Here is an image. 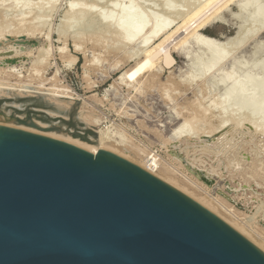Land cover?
<instances>
[{"label":"water","instance_id":"95a60500","mask_svg":"<svg viewBox=\"0 0 264 264\" xmlns=\"http://www.w3.org/2000/svg\"><path fill=\"white\" fill-rule=\"evenodd\" d=\"M42 113L0 115L38 128ZM0 264H264V252L113 152L0 125Z\"/></svg>","mask_w":264,"mask_h":264},{"label":"rangeland","instance_id":"374dc122","mask_svg":"<svg viewBox=\"0 0 264 264\" xmlns=\"http://www.w3.org/2000/svg\"><path fill=\"white\" fill-rule=\"evenodd\" d=\"M0 1L3 2L5 0H0ZM7 1H10V0H6L5 2ZM22 1L24 2L23 5L21 4ZM71 1L72 0H37V1L36 0H32V1L31 0H20V1L18 0V2H20L19 5L21 4V6H24V4L27 3L28 6L26 4L25 5L28 8L31 6V4H32V7H33V4L34 5L37 4L38 6H44V7L47 6L49 8H50V5L53 6L52 13L50 11V12L42 14L41 16L43 17L40 16V18L42 19L39 18L40 19L39 21L41 22V24L39 22H38L39 24L37 23L40 26L46 23L44 25L45 28L41 29L40 31L42 33L41 36L46 38L48 34L50 35L49 41H52V42H49L51 44L50 47L52 48L51 51L52 52L55 51L53 57L50 58L52 62L51 63L52 66L50 65L46 68V72H44V78L52 77L58 69V73L57 72L56 73L58 74L60 82L63 85L69 86L71 89L77 92L78 96L81 98L77 99L69 109L62 110V109H59L55 104L51 103L49 99H47V97L44 95H35V96L34 95L32 96L31 95L29 96L28 95H22V96L16 95L10 98L0 96V112L8 113V114L15 112V113L21 114L22 116H26L28 114V111L31 108H38V109L44 110L46 113H42L40 115L33 114L32 117L36 119L37 121L46 123L47 126L48 124H53V123L56 125H59L63 128L64 131H57V130L55 131H57L58 133L64 134V135H69L74 138H78V137H75L73 133L76 131H79L81 134L83 135L85 134L87 136L89 140L87 141L88 143L96 145L97 137H98L97 127L93 125H88L82 122L80 118L78 117V110L80 106L83 104V99H82L83 97L87 98V100H92L94 98L93 97L94 93L95 94L98 93L99 97H102L106 93V91L108 92V90L106 89L111 88L109 91L110 93L108 92L109 93L108 95L111 99L109 101L105 100L104 105H98L96 103L95 109L97 110V112L100 114V116L102 117L104 121L103 127L105 128L107 127L111 129V126H113V124L118 123L117 125L119 127L115 124L114 126H117V127L113 126L112 130H114L115 128L117 131L119 132L121 131V133L124 131L123 134L125 133L130 139H132V141L142 140L145 143L149 144V146H151L154 150H156L159 156L165 160L164 164L166 167L174 165L176 168L179 169V171L182 174L196 181L198 186L200 187L195 186V185L192 186V184H189L186 180H184V178H182L183 180L181 179V182L183 184L189 186V188L192 191L200 195L203 194L202 192L204 193L206 192L207 196L211 198L213 197L216 200H220V202H222L226 207L231 208L230 209L231 211L229 212L225 208L223 209V207H220V212L222 215H224L227 218H232L233 216L231 214H236L246 226L248 225L247 228L249 227L248 230L251 233L250 234L248 233L249 235H245V234L244 235L247 236L249 240H253L255 238L264 240V156H263L264 154L263 153L264 152V147H263L264 145V132H263L264 131V107H263L264 101L263 102L261 101L264 99V90H263L264 87H262L264 85V81H263L264 80V71H263L264 67L262 66L264 65V61H263L264 60V29H259L258 24L254 21L255 18L259 14H256L255 10L257 8L256 9L253 8L256 3H259L260 5H262V3L264 4V1L262 0L261 1L260 0H241L243 3V6H241L242 5L241 1L239 0L240 2H238V0H236V2L230 3L228 8H226L224 12L219 14L215 19H211L209 23H207L201 28V31L203 33L211 35L215 38L222 39L224 41L222 44L223 45L222 48H224L226 45L230 47L229 48L226 46L225 48L228 51V55L225 54L227 57L228 56L230 57L231 54L233 53V55L235 54L233 58H236V60H239L242 63H244L245 61H249L250 63L249 62H245V63H249L248 65L251 66V69L255 65L254 66L255 68L253 69H257L259 73L258 75H262L261 76L262 78L258 77L259 80L257 79L253 81L255 85L249 84L253 82L248 83V85L251 87L252 85L254 87L255 86L260 87V89L258 87L259 89L258 91H257V87L256 89H254L255 93L253 91L252 94L254 95H252V97L256 96L254 97L256 100H258L260 97L261 98L263 97L259 101V102H262V105L260 103V106L262 109L260 110L259 107L255 109V111L257 110V112L260 111L259 114L257 112L253 114L252 111H251L252 113L251 114L250 111L248 110L249 112L248 111L245 112L247 113L246 115L244 113L245 109L242 110V109L237 108L239 106L234 103L235 99H236V103H238L237 101H239L240 97L239 96L236 97V95L234 94H232L231 96L230 94L227 95L225 91L226 85H220L219 87H215L213 85L212 80L210 81V79H207L205 81L206 76H204L203 74L204 69H199V67L192 68V71L196 69L198 71L199 69L198 74L200 75L199 78L201 80L199 78L198 80H196L197 79L196 78L195 82L188 81L186 79V76L190 75V77L192 78V75H195V77L199 75L197 74L196 71H194L196 73L193 72L192 74L190 62L187 59H185L184 56L178 50H174V49H173V55L176 60L173 66L167 67L164 65L161 72H159V74L156 77H154V79H151L150 77L147 78L148 84H146L144 88H142L141 90L137 91L132 86L128 88L127 85L126 86L123 85L124 83H118V82L116 83V78H118L117 76L120 75V73L123 72L124 70L134 65L136 59L134 60V58H132L133 59L132 61L131 60L127 61V54L129 55L131 53L132 54L135 53L134 51L137 48L131 47V46L127 47L126 45H125L126 46L125 48H124V45L121 47V44H123L122 41H120L121 37L118 36V34H115L117 32L115 31L114 27L110 28V30L108 31L105 30V33H107L109 37L106 35V37H104L105 39L104 40L102 39L103 41L101 40L94 41L95 38L93 35L95 34V31L97 30L96 32V35H97V33L100 32L99 30L103 32L105 29L104 25L98 22L99 14H102V13L112 14L113 13L111 16L110 15L108 16L112 18L116 17L118 16V12H116L117 10L115 9H117L118 6H120L121 4L128 2V3L134 4V8L139 10V12L142 13V15L145 14L144 16H147L151 13L153 14L157 13L156 16L158 15L157 16L158 18H160L161 20L167 19L166 21L170 22L172 24L171 26H174L175 24H177V22H179L184 17L183 14L186 15L188 12L187 9L189 7L186 6L187 3L185 0H130V1L128 0H114V1L113 0H78L80 1L79 3H82V5L88 6L89 4L88 7L91 6V3L93 5L95 4L94 6L92 5L91 7L95 8L96 6V12L93 13L92 17L87 18L88 20L86 18L83 19L82 21H86V20L87 21L83 22L81 27L76 26V27H72L71 29H67V28L64 29V22L67 19L65 17L66 10H67V6L70 4ZM132 1H134V3ZM41 2L43 3V5ZM245 6L247 7L246 8L247 10L245 9L246 12L243 8ZM150 11L152 12L150 13ZM238 11L240 13H238ZM44 15H46L47 17L46 16L44 17ZM13 16L14 18H18V19L21 18V16L15 17V15L13 14L8 15V17H13ZM156 16L155 18L158 19ZM46 19L47 21L45 22ZM168 20H172L175 22L173 23L172 21H168ZM41 28H43V26ZM79 29L82 31L81 33H83L82 42H83V47L87 51L86 54L77 52L75 50L74 43L76 41L75 40L76 38L74 37V35L75 33L78 34L77 32L80 31ZM63 30H65V33L66 32H69V33H66L64 35ZM239 30L241 31L239 32ZM46 31L51 32L52 35L50 33L48 34L45 33ZM92 31L94 32L93 34H92ZM108 32L109 33L111 32V33L109 34ZM89 33L92 34V38L91 36H87V34L89 35ZM240 33L241 35H239ZM250 33L253 37L250 35ZM252 33H254V35ZM116 35L120 38L118 39ZM238 35L241 36V38ZM246 36L248 37L250 36V37L247 38ZM234 37H236L237 41ZM237 37H239L242 40H243L242 37H245L243 41L244 43L242 42V40L240 42L239 41L240 39ZM4 39H6L4 40V42L5 41L8 42L7 47H10L12 44V47L15 50H16V47L18 48L17 50L22 49V47L19 45H23V43L20 42L21 40H23V38H17V40L16 38L15 39L13 38L14 39L13 43H10L7 40V39H10L9 37L4 38ZM19 39L21 40L19 41ZM62 39L63 40L66 39V41L65 40L63 41ZM233 39L235 43L233 42ZM225 40H226V43L228 41H230V43L228 42L226 44ZM2 41L3 40H1L0 43H2ZM15 42H17L18 45H16ZM63 42L67 43L70 53H73L76 56H78L77 62L70 67L64 66L63 64L64 59L61 57V55L58 52H56L57 46L62 45ZM258 44L260 45V47ZM2 46H4V44H2ZM257 47H259L258 48L259 50L256 49ZM125 49L127 51V54L123 53ZM230 49L232 53L230 52ZM255 49L258 53L254 52ZM222 51L224 52L225 50L222 49ZM35 53L36 52L32 53L34 55H32L31 58L35 59L36 57H38L39 53L37 52L38 55H36L37 53L36 54ZM140 54H137V55L139 56ZM95 56L96 57L98 56L101 59V60L99 59L101 61L99 63H102V66H96V65L90 66V69H91L90 81H95V84H97V86H92V85H88L89 81H87V79L85 78L83 71H84V65L86 63V60L90 58H96ZM227 57L225 58V60L227 59L226 60L227 64L225 67L227 70H229V68H231V65H232V60H231L232 58L228 57L229 58L228 60ZM31 58L28 60L29 66H31L32 60H34V59L31 60ZM135 58H137V56ZM206 58L208 59L209 57H206ZM217 58H218L217 56H212V57L210 56L208 60L205 58L204 60L202 58L201 61L203 62L200 61L199 64L201 65L202 63L204 64L202 66H205L208 68V67H211L210 65L214 66V63L215 65L218 63L220 59H217ZM213 59L215 62H211L213 61ZM119 60H121L119 65L115 66V64ZM204 61H207V62L209 61V62L208 64H206L207 62H204ZM55 62H57L56 64L58 65V68ZM210 62L212 64H209ZM261 63L263 64L261 65ZM113 64L115 67L113 66ZM206 65H209V66H206ZM59 66L62 68L60 69ZM250 66H249V69H250ZM256 66H259L260 68H262L261 71L258 69L259 67L256 68ZM150 68L149 69L152 72L154 70L156 71L158 66L155 67L152 65L150 66ZM245 70L246 69L243 68L237 74L242 76L246 72ZM150 71L147 74H149ZM25 74H28V73H25ZM201 74H203L204 77ZM146 77L147 76H145L143 80H145ZM34 81L37 82L36 79ZM136 82L137 80L132 85H134ZM113 85H115L116 87L113 88ZM248 85L246 83L247 88H248ZM261 87H262V90H261ZM247 88H246L245 95L248 94V97H250L249 94H251V91L253 88L251 89L250 92H248L250 88L248 89ZM166 89L168 92L166 91ZM256 92H258V95ZM219 95L220 97L221 96L222 97L220 98ZM226 96H229V98L231 97L233 101L231 99H228V97ZM233 96H235L236 98L234 99ZM248 97L246 96V98ZM217 99H220L221 101L224 102L220 105V107L223 106L224 104L225 105L230 104V105L226 106L227 108L224 105L223 107L226 108L225 110L223 108H220V109L218 108L216 110L213 109L211 111L210 110L207 111V113L210 112L211 113L210 116H212L210 117V122H211L210 127L218 126L220 123V118H223L224 115L226 117V112H229L227 113V119L231 118L230 115L232 116V118L235 117L237 119L240 117L239 113L240 114L244 113L241 116L243 117L244 115L243 118H240V120L237 119V121H240V126L238 123L235 124V122L232 121L231 119L229 123H227L228 120L224 118L222 120H223V124H225L224 125L225 128L223 129L222 132H220V134L218 133L213 136L207 135V137L200 138L199 141L197 139L198 143L197 144L193 143L192 145H190V147L188 148V151H185L182 148H180L179 141L177 140L171 141V144L165 143L164 137H167L169 135L172 128H174L175 126H178L179 123L185 120L183 115L184 116L187 115L188 117L189 115L190 116L194 115L197 104H198L196 101L199 100L201 102V109H202V108H207L208 106H210L211 102L213 104L214 103L213 101H216ZM227 100L228 101L230 100L229 103L227 102ZM113 101L114 103L112 104ZM221 109L226 111L225 114L223 111L221 112V114L222 113L223 114L222 115L220 114ZM237 111L239 112L237 113ZM51 112L58 113V115L51 114ZM180 112L181 114H179ZM248 113H250V115ZM131 114H133V116ZM219 114L221 117L219 116ZM236 114L237 116H235ZM247 115L250 118H248ZM252 117H254L253 118L254 120L251 119ZM193 118L194 117L191 118V122L194 120ZM224 120H226V123H224ZM241 120L244 121L245 123L241 122ZM252 120L254 122H252ZM70 123H72L73 125H70ZM194 123H193L195 125V126L193 125L194 127L189 123L188 128H191V130H189L190 132L192 130L197 131L200 128V126H202L201 122L199 124V121L195 120ZM241 123H243V125ZM247 123H249V125ZM160 124H162L163 126H161ZM197 124L199 127L197 126ZM252 124L254 125L253 127H252ZM250 125H251V130L248 129ZM201 129H203V127L200 128L198 131L203 132L204 130L202 131ZM88 130L91 131L92 133H86ZM198 131L197 132L194 131L193 133H200ZM227 133H228V136H227ZM233 134H235V136ZM217 138H219V140H222V138L224 139L221 142L219 141V144H216L218 143ZM259 144L262 146L260 147ZM258 148H261V150ZM214 150L217 151V153ZM194 157L197 159L198 158L200 159L198 160V163L196 164L191 163V160ZM211 168L214 170L212 171L213 173L210 172ZM207 180H210L211 183L208 182ZM261 250L264 252L263 248H261Z\"/></svg>","mask_w":264,"mask_h":264},{"label":"bare ground","instance_id":"6f19581e","mask_svg":"<svg viewBox=\"0 0 264 264\" xmlns=\"http://www.w3.org/2000/svg\"><path fill=\"white\" fill-rule=\"evenodd\" d=\"M5 1H3V2H5ZM128 1H130V0H128ZM185 1L187 3L186 6L189 7L187 9L188 12L186 15H184L182 13L184 17L182 16L183 18L181 17L182 19L179 22H177V24H175L174 26H171L172 24L170 22H167L166 21L167 19L161 20L160 18H158L157 17L158 15L156 16L157 13L153 14V13H151L152 11H150L151 14H149L147 16H144L145 14L142 15V13H140L139 10L134 8V4L128 3V2L121 4L120 6H118L117 9H115V10H117L116 12H118V16H116L118 18L110 17L113 13L112 14L111 13L99 14L98 22L101 23L102 25H104L105 29L103 32H101V30H99L100 32L98 31L99 33H97V35H96L97 30L95 31V34L93 35L95 38L94 41H100V40L103 41L105 39L104 37H106V35H107V33H105V30L108 31V30H110V28L114 27L115 31L117 32L115 34H118V36L121 37L120 38L116 35L118 37V39L120 38L121 39L120 41H122V43H123V44H121V47L124 45V48L126 46L127 47L131 46V47L137 48V49L134 48L135 51L133 49V51L135 53H133V54L131 53L129 55L127 54L126 49H125L126 52L123 51V53L127 54V61H130V60L132 61L133 60L132 58H134V60L135 59L136 60H135L134 65H132L130 68L124 70L123 72L120 73V75L117 76L118 78H116V83L117 82L118 83H124L123 85H125V86L127 85L128 88L132 86L137 91L141 90L142 88H144V86L146 84H148L147 78L150 77L151 79H154V77H156L159 74V72H161L164 65L167 67L173 66V64L175 63V60H176L174 55H173V49H174V50H178L184 56V58L190 62L191 71H192V68H194V67L195 68L199 67V69H204L203 74H204V76H206L205 81L207 79H210V81L212 80L213 85L215 87H219L220 85H226L225 91H226L227 95L230 94V96H231L232 94H234V95H236V97L239 96L240 98H239V101H237L238 103H236V99H235L236 97L233 96L235 99L234 103L239 106L237 108L242 109V110L245 109L246 111L244 110V113L249 110L250 113L252 111L254 114L255 112H257V110L255 111V109L258 107L261 110L262 108L260 106V103L262 105V102L264 101V99L263 100H261V99L263 97L259 98L257 96L259 98V99L257 98L258 100H256L254 98L256 96L252 97V95H254L252 93H253V91L255 93L254 89H256L257 86L254 87L252 85V87H251L248 85L249 82H253V81L257 80L258 77L262 76V75H258L259 73H258L257 69H253V68H255L254 67L255 65L254 66L252 65L253 68L251 69V66L248 65L250 63L249 61H245V62H249V63H245V62L242 63L241 61L236 60V58H233L235 54L233 55V53L231 52V49H230V52L232 54L230 53L231 56L230 57L228 56V57L232 58L231 59L232 65H231V68H229V70H227L225 67L227 64V61H226L227 59L225 60V58L227 56L225 54L228 55V51L225 48L227 46L226 44L228 42L230 43V41H228L226 43V40H225L226 46L224 48H222L223 47L222 44L224 42L222 39L215 38V37L208 35V34H205L201 31V28L204 25L209 23V21H211V19H215L219 14L224 12V10L226 8H228L229 4L232 2H236V0H185ZM240 1L238 0V2H240ZM262 1H264V0H262ZM3 2L0 1V3H1V5H0V41L3 40L2 43H0V96L10 98V97H14L16 95H21V96L22 95H28V96L29 95H31V96L32 95H34V96L35 95H44L47 97V99H49V101L51 103L55 104L59 109H62V110L69 109L77 99L81 98L78 96L77 92H75L69 86L63 85L60 82L58 74H57L58 69L56 71L57 73L55 72L56 74L54 73V75L52 77H50V78L45 77L44 78V72H46V68L51 65L52 62H51L50 58L53 57L55 51L54 52L51 51L52 48L50 47L51 44L49 43V42H52V41H49L50 35L48 34V33L51 34V32H47L48 30L45 32L49 35L48 36L47 34H45V35H47L46 38L41 36L42 33L40 31H41V29L45 28L44 25L46 23H44V25H42L43 28H41L42 26H40L38 24L39 23L41 24V22L39 20L42 19V18H40V16L42 14L50 12V11L52 13L53 6L50 5V8H49L47 6L44 7V6H38L37 4H35V5L33 4V7H32V4H31V6L28 8L27 3H25L27 5L26 6L24 4V6L27 7V8H25L24 6H21V4L23 5V3H24L23 1L20 5H19L20 2H18V0H10V1H7L5 3H3ZM79 2L80 1H78V0L77 1L72 0L70 2V4L67 6L66 16H65L67 19L64 22V29H66V28L71 29L72 27H76V26L81 27L83 22H86L88 20L87 18L92 17L93 13L96 12V6H95V8L91 7L93 5L92 3H91V6L88 7L89 4H88V6H86V5H82V3H79ZM132 2L134 3V1H132ZM257 2H259V1H257ZM241 3H242V1H241ZM237 4H239V3H237ZM256 4H255L256 7L254 6L253 8H255V9L257 8L255 11H256V14H259V15L258 16L256 15L257 17L255 18L254 21L258 24L259 29H264V10H263L264 4L263 3H262V5H260L259 3H256ZM42 5H43V3H42ZM239 5H241V4H239ZM241 6H243V3ZM243 8L245 10L247 7L245 6ZM246 10H245V12H246ZM239 11H238V13H240ZM9 14L15 15V17L21 16V18H19V19L14 18V16L8 17ZM108 15H110V16H108ZM115 15H116V13H115ZM45 16L46 15H44V17ZM155 16L159 20L156 19ZM41 17H43V16H41ZM85 18L87 20L82 21ZM114 18H116V19H114ZM163 20H165V21H163ZM46 21H47V19L45 20V22ZM168 21H172V20H168ZM212 21H214V20H212ZM172 22L174 23L175 21H172ZM244 23H245V21H244ZM241 26H242V24H241ZM241 29H242V27H241ZM59 30H60V28H59ZM63 31H64V35L66 33H69V32L65 33V30H63ZM240 31L241 30H239V32ZM81 32L82 31L80 30L77 32L78 34L75 33V35L77 37L74 35V37L76 38L74 46H75V50L77 52L86 54L87 51L83 47V42H82V37H83L82 34L83 33H81ZM39 33H40V35H39ZM93 33L94 32L92 31V34ZM60 34H61V32H60ZM62 34H63V32H62ZM73 34H74V32H73ZM79 34H80V36H79ZM90 34L91 33H89V35L87 34V36H91V38H92V34L91 35ZM252 34L254 35V33H252ZM239 35H241V33ZM243 35H244V33H243ZM250 35H251V33H250ZM112 36H114V35H112ZM116 36H115V38H116ZM7 37L10 38V39H7L10 43H13V40L15 38H16V40H17V38H23V40L19 39V41L21 40L20 42L23 43V45H19L22 47V49L21 50L19 49L20 50L19 51V50H17L18 48L16 47V50H15L12 47V44L10 47H7L8 42H6V41H5L6 43L4 42V40H6L4 38H7ZM67 37H65V38H67ZM239 37L241 38V36H239ZM239 37H237V38H239ZM246 37L249 38L250 36L249 37L246 36ZM115 38H113V39H115ZM227 38H225V39H227ZM234 38L236 39V37H234ZM242 38H243V40L240 39L239 40L240 42H241V40L243 42L245 39V37H242ZM30 40H37L38 43L37 44H31L29 42ZM64 40L66 41V39H64ZM111 40H112V38H111ZM236 41H237V39H236ZM233 42H234V39H233ZM15 43H16V45H18L17 42H15ZM2 44H4V46H2ZM98 44H99V42H98ZM238 44H239V42H238ZM228 45H230V44H228ZM240 45H241V43H240ZM242 45H244V44H242ZM52 46H53V44H52ZM106 47H107V45H106ZM227 47H229V46H227ZM234 47H233V49H234ZM238 47H239V45H238ZM259 47H260V45H259ZM259 47H257L256 49H258ZM222 49L225 51L223 52ZM233 49H232V51H233ZM256 49L254 50L255 53L257 52ZM53 50H54V48H53ZM119 51H121V50H119ZM33 52L39 53V55H38V53L37 54L35 53L36 55H38V57H36L35 59L31 58V56L34 55V54H32ZM56 52H58L61 55V57L64 59L63 64L66 67H70V66L74 65L78 60V56H76L73 53H70V50H69L66 42H63L62 45L57 46ZM254 52H253V54H254ZM137 54H140V55L138 56ZM136 56H137V58H135ZM210 56L211 57L217 56L218 57L217 59H220L216 65L214 63V66L210 65L211 67L207 68L205 66H202L204 64H202V63H201V65L199 64V62L201 61L202 58L207 59L206 57L210 58ZM30 58H31V60L34 59L31 62V66L28 65L29 64L28 60ZM96 58H98V59H96ZM96 58L87 59L85 65H84V71H83L85 78L87 79V81H89L88 85H92V86H97V84H95V81H90V75H91L90 74L91 73L90 66L91 65L102 66V63H99V62H101L100 61L101 59L98 56ZM229 58H228V60H229ZM217 59H215V60H217ZM121 60H119L115 64V66H118ZM201 62H203V61H201ZM204 62H207V61H204ZM208 62L206 64H208ZM211 62H215L214 59ZM211 62L209 64H212ZM56 63L57 62H55V64ZM262 64L263 63H261V65ZM152 65L155 67L158 66L157 69L155 68L156 71L155 70L152 72L150 71V69H151L150 66H152ZM261 65H260V67H261ZM56 66L58 68L57 64H56ZM113 66H114V64H113ZM206 66H209V65H206ZM249 66H250V69H249ZM262 66L264 67V65H262ZM257 67H259V66H256V68ZM260 67L258 69L261 71L262 68H260ZM61 68L62 67H60V69ZM243 68L246 69L245 70L246 72L242 76L238 75L237 73ZM99 69H101V68H99ZM99 69H97V70H99ZM199 69H198V71H199ZM149 71H150V73L147 74ZM194 71H196L198 74L197 69ZM194 71H192V74ZM263 71H264V69H263ZM196 72H194V73H196ZM25 73H28V74H25ZM203 74H201V75L203 76ZM186 75H188V74H186ZM145 76H147V77L145 80H143ZM199 77H200V75L197 77H195V75H192V78H191L189 75V76H186V79L188 81L195 82V79L197 78L196 80H198ZM35 79L37 80V82L34 81ZM151 79H150V81H151ZM136 80H137V82L134 85H132ZM246 83L248 85V88L251 87L248 90V92H250L251 89L253 88L251 91V94H249L250 97H248V94L245 95L246 94V88H247ZM249 84H254V82L249 83ZM261 84H263V83H261ZM172 86H173V84H172ZM115 87L116 86L113 85V88H115ZM258 87H257V91L260 89V87H259V89H258ZM262 87H264V85ZM262 87H261V90H262ZM110 89H106V90H108V92H109ZM261 90H260V92H261ZM263 90H264V88H263ZM166 91H167V89H166ZM108 92L106 91V93L102 97H99L98 93H96V94L94 93V95H93L94 98L92 100H87V98L83 97L82 98L83 104L80 106V108L78 110V117L80 118V120L82 122H84L88 125H93V126L97 127L98 137H97V144L96 145L88 143L87 141L81 140L79 138H74V137H71L69 135H64V134L58 133L55 130L46 129L47 124L40 122V121H38V123L42 127L35 128V127L27 126L24 124L13 123V121L10 120L8 118V116L1 114L0 115V125L19 128L22 130L34 132V133L41 134V135L43 133H52V134L61 136V137L65 138V139H67L73 143H76V144L80 145L81 147L93 152L94 154H97L99 149H104V150H108L110 152H113V153H115V154L129 160V161L137 163L140 167L144 168L145 170L149 171L150 173L154 174L155 176L161 178L163 181H165V182L177 187L178 189L184 191L185 193L189 194L190 196L195 198L197 201L201 202L202 204H204L208 208H210L218 216H220L221 218L226 220L228 223H230L237 231H239L243 235L244 234L249 235L251 232L248 230L249 227L247 228L248 225L246 226L236 214H231L233 217L227 218L224 215H222L220 212V207H223V209L225 208L229 212L231 211L230 210L231 208L226 207L222 202H220V200H216L213 197L211 198V197L207 196L206 192L205 193L202 192L203 194L200 195V194L192 191L189 188V186L183 184L181 182L182 178H184V180H186L189 184H192V186L193 185L198 186L196 181H194L191 178H188L186 175L182 174L179 171V169L176 168L174 165L166 167L164 164L165 160L162 157H160L158 152L156 150H154L151 146H149V144L145 143L142 140L132 141V139H130L125 133L123 134L124 131L121 133V131L119 132L115 128H114V130H116V131L112 130V127L116 123L113 124V126H111V129L107 128V127L106 128L103 127L104 121L95 108H96V103L98 105H104L105 100L109 101L111 99L108 95L110 92L109 93ZM256 93L258 95V92H256ZM246 96L248 98H246ZM219 97H220V95H219ZM226 97H228V99H231V97L229 98V96H226ZM231 100L233 101V99H231ZM260 100L262 102H259ZM229 101L227 100L228 103H229ZM196 102L198 104L196 103L197 107H196L194 115L193 116L189 115V117H188L185 114L187 116V118H186V116L183 115L185 120L182 121L183 123L182 122L179 123V125L176 123L178 126H175V127L173 126L174 128H172L169 135L167 137H164L165 143L171 144V141L177 140V141H179V147L185 151H188V148L190 147V145H192L193 143L197 144L200 138L207 137V135L213 136V135L218 134V133L220 134V132L223 131V129L225 128V126H224L225 124H223L222 119H224V118L227 119V113H229V112H226L224 110L227 108L226 106H228L230 104H226V105L224 104L226 108L223 107L224 105L220 107V105L224 102L221 101L220 99H217L216 101H213L214 102L213 104L211 102L212 106L210 104V106L207 107L208 109L207 108L201 109V102L199 100ZM113 103H114V101L112 102V104ZM209 107H211V108H209ZM218 108L224 109V110L223 109L220 110V114L222 111L224 112V114L226 112V117L224 115L223 118H220V123L218 126L210 127V124H211L210 117H212V116H210L211 113L208 112L209 113L208 114L207 111H209V110L211 111L213 109L216 110ZM239 111H237V113ZM259 112H257V113L259 114ZM244 113H242V114H244ZM250 113H248V114L250 115ZM51 114L58 115V113H54V112H51ZM177 114H178V112H177ZM179 114H181V112ZM220 114H219V116H220ZM242 114L239 113L240 117L238 116L239 118H237V119L240 120V118H243L244 115H243V117H241ZM246 114L247 113H245V115ZM131 115L133 116V114H131ZM178 116H180V115H178ZM235 116H237V114ZM180 117H182V116H180ZM190 117L191 118L194 117L193 118L194 120L192 119L193 120L192 122H191ZM230 117L231 118L227 119L228 120L227 123H229V121L231 119L232 121L235 122V124L238 123L240 126V121H237V119L235 117H234L235 119L232 118L231 115H230ZM247 117L250 118L248 115H247ZM247 117H246V119H247ZM253 118L254 117H252L251 119H253ZM195 120L199 121V124L201 122L202 126H200V128L203 127V129H201L202 131L204 130L203 132L198 131L200 128L197 130L200 133H193L194 131L197 132L196 130H194V131L192 130L191 132L189 131V130H191V128H188L189 123L193 126L196 123V122L194 123ZM242 120H244V119H242ZM242 120H241V122L245 123ZM253 120H252V122H254ZM224 123H226V120H224ZM243 123H241V124L243 125ZM247 124L249 125V123H247ZM160 125L163 126L162 124H160ZM228 125H230V124H228ZM117 126H114V127H117ZM197 126H198V124H197ZM253 126L254 125L252 124V127ZM195 129H196V127H195ZM248 129L251 130V125ZM156 130H158V129H156ZM234 133H236V132H234ZM233 135L235 136V134H233ZM227 136H228V133H227ZM224 138H222V140ZM197 139H198V141H197ZM217 139H218V143H216V144H219V141L221 142L222 140H219V138H217ZM229 139H231V138H229ZM230 141H232V140H230ZM206 142H207V140H206ZM202 143H204V142H202ZM207 146H209V145H207ZM261 146L262 145H260V147ZM218 147H219V145H218ZM255 147H257V146H255ZM263 147H264V145H263ZM258 149L261 150V148H258ZM255 150H256V148H255ZM215 152L217 153V151H215ZM263 156H264V154H263ZM198 160H200V159L199 158L197 159L194 157L191 160V163L196 164V163H198ZM212 171H214V170L211 168L210 172H212ZM180 176H182V177H180ZM198 187H200V186H198ZM216 202H218L219 204ZM245 237H247V236H245ZM250 241L251 242L253 241L252 243H254L260 249L263 248V250H264V240H261L259 238L258 239L255 238V239L250 240Z\"/></svg>","mask_w":264,"mask_h":264},{"label":"trees","instance_id":"16d2710c","mask_svg":"<svg viewBox=\"0 0 264 264\" xmlns=\"http://www.w3.org/2000/svg\"><path fill=\"white\" fill-rule=\"evenodd\" d=\"M70 125H73V124L70 123ZM86 133H92V132L88 130ZM73 135L75 137L81 138L82 140L89 141L88 138H87V136L85 134L84 135L81 134L79 131L74 132Z\"/></svg>","mask_w":264,"mask_h":264}]
</instances>
